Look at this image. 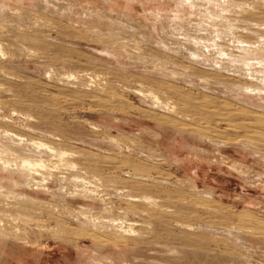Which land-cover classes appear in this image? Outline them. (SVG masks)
<instances>
[{
  "label": "rangeland",
  "instance_id": "rangeland-1",
  "mask_svg": "<svg viewBox=\"0 0 264 264\" xmlns=\"http://www.w3.org/2000/svg\"><path fill=\"white\" fill-rule=\"evenodd\" d=\"M2 1L9 0H0V3ZM39 1L25 0V8L32 10ZM12 2L15 5L19 4L18 0H12ZM108 2L106 3L110 8L106 7L112 12H122L130 9L136 15V19L142 16L149 18L151 22H159L168 16H173L181 3H184L187 9L190 8L191 3L190 0H108ZM106 3H103L102 0L97 5L104 6ZM35 10L39 11L38 9ZM37 11L36 15L47 18L46 20L53 27L56 26L68 31H72L75 27L73 21L69 19L65 20L63 18V21L57 16ZM0 20H3L1 16ZM121 24L127 27L129 33L132 34H129L128 31L123 34L121 32L108 33L106 29L103 30L99 26L105 31L104 34L107 32L105 36V46L107 48L98 44V38L94 36L95 34H91L93 36L91 37L88 33H83L86 34L84 36L87 39L83 38L84 36H82V39H68L55 32L50 33L49 29L51 30V27H47L48 32L46 31V34H49L51 46L49 43L46 44L47 48L44 52L46 54L41 55L42 51H36L41 55V59L37 53L31 56L24 53L21 58H17L19 61L14 59V62H10L9 66L6 64L8 61L5 62L4 69H7L6 71L12 75L16 74L15 77L18 75L19 80L16 79L17 84L13 82L17 87L12 83L5 86L13 89V92L11 90L13 95L1 98L0 117H7L10 123L0 125V131L2 132L4 128L9 127L15 133L28 138L31 135L30 138L43 140L44 143H50L49 141L53 140L45 135V132L58 134L56 136H58L60 142H55L59 144V148L63 151L74 154L72 161L75 163L79 165L80 163H89L84 155L87 152L90 154L88 157H91L90 159H93L95 165L99 167L96 171L97 175H100V177L102 175L106 181L109 179L105 189L107 191L104 192L115 196L117 190L114 188H116L134 193V195L140 197L154 198L159 205H166L170 211H173L171 212L172 216L165 219L166 222L169 220L175 226L177 223L192 226V229L188 231L191 236H188L191 237L189 242L194 245L189 243L190 246L188 247L183 246V243L180 242L184 238V233L178 227L169 226L167 228L169 232L166 230L165 225L154 224V229L148 226L149 230L146 228L147 226L143 227L144 230L147 229V231L153 232L150 235L152 236L151 239H153L154 233L156 234V240H152V244L138 245L137 254L144 260L143 264L152 259L159 261L164 259L170 264H264V163L258 155H261L260 152L264 153V106H262L264 101L251 99L240 93V95H243L242 98L239 94L234 93L232 89L226 90L220 87L215 81L211 85L201 84L198 79L199 71L197 74L196 72L192 73L196 71L197 66H192L195 69L186 70L188 72L190 70L191 74L186 73L193 76L194 86H187V83L183 80L169 79V81H164L165 87L171 86L173 88V93H171V96L169 95V101L176 108L173 109L174 113L166 114L170 116V119L173 118L171 119L173 127L168 126L172 128L169 133L165 134L159 129L155 121L143 118L144 115H152L157 112L161 115V113L148 107L146 103H142L144 101L140 100L141 96L139 97L135 93L137 90H144L146 86L160 91V86H155L154 81H148L146 77L148 79L154 78L153 80L156 81H159V78L146 74L142 67L138 66L136 68L135 66H128L129 70L124 71L127 73L126 75L121 71L124 67L123 63L115 61L106 54V51L113 52V50L108 49L107 43L108 45L110 43V47L113 42V45L122 43L121 45H130V48L134 49V44L139 42L137 45L140 46L141 39L137 29L123 21ZM134 40L137 42H134ZM32 48L38 47L32 46ZM146 57L149 58V56ZM105 61L107 63L108 61L109 63L114 62L110 66L112 69H107L108 66ZM144 62L146 64L151 62L152 64H149L151 67L156 63L153 58ZM186 64L190 65L188 63H178L180 67L173 68L171 66L169 69L175 73L177 72L179 77L182 76L180 74H183V79H189L190 75L188 76L182 67ZM49 69L55 71L58 78L54 74L48 77L47 70ZM139 69H142L141 72ZM85 71H106L105 73L116 80L114 85L116 88L113 86V89L111 88L104 96V94L98 93V87L95 83L92 84L93 88H85V86L74 82L71 83L72 86L69 82L63 80L64 74ZM143 72L145 73L143 74ZM59 74L62 75V78ZM191 76L190 78H192ZM88 95L92 97L89 98ZM115 95L119 96L116 97ZM16 97H18V100ZM113 99L115 100L113 101ZM19 100L21 101L20 104L18 103ZM13 110L18 111L15 113ZM152 111L156 112L153 113ZM17 113L20 114L17 115ZM24 114L30 115V119H27V117L24 119V116H26ZM160 115L159 117L163 118ZM32 119H34V122ZM173 120L175 123H173ZM26 121H28V124ZM93 126L101 128L94 129ZM156 134L162 135L160 141H156ZM200 137L205 138L207 142L200 140ZM111 139L112 142H110ZM113 139L116 143L113 142ZM209 140L211 141L208 142ZM250 141L255 144L251 143V145L248 143ZM117 144L121 147L114 146ZM255 146L258 149L261 147L260 150L262 151L255 150L257 149L254 148ZM75 153L77 154L75 155ZM78 153H81V155ZM149 155L151 157H148ZM236 163L242 164L236 168L239 171H244L245 177L243 173L232 168ZM139 165H143L141 166L143 170L139 168ZM67 173L72 174L68 171ZM134 174L139 176L138 179L142 178L148 186H136L134 182L137 180H133L134 176L132 177ZM113 179L117 182H112ZM55 180L53 179V182ZM120 181L122 183L118 184ZM3 183L1 185L8 190L26 192L22 188H19V190L13 185H9V183ZM57 185L60 186V183ZM125 186L134 187L125 189L123 188ZM49 187H53L54 190L57 189L53 184ZM68 187L67 191L69 192L71 183L68 184ZM17 192L16 194H19ZM26 193L32 194L29 191ZM33 196L42 201L44 199L45 202H51V197L48 195ZM81 202L83 203L82 200H78L76 203L80 204ZM6 203L9 206L13 205V203ZM136 221L138 225L142 222L141 219ZM42 224L47 227V230L42 232V237L37 241L38 243L36 242L31 246L0 240V264H89L94 248H105V252L107 250L106 253H108L114 247L110 243H94L92 240L85 239L76 233L79 227L74 223L70 227L75 233L72 236L73 238L69 235V237H66V233L61 231L63 228L61 227V230L57 228L55 221L48 217L44 218ZM137 228L138 230L139 228L142 229L141 226ZM227 232L230 234H227ZM64 238L69 239L71 246L69 245L68 248L62 245ZM131 240L134 239H130L128 243L130 246H134L135 243ZM100 244L103 246H100ZM17 245L19 246L17 247ZM165 246L176 248L180 252L182 250L186 254L175 259L168 256V258H162L160 256L167 253L163 248ZM152 251L156 253L155 257L152 256ZM84 252L85 254H83ZM128 258H131L129 254Z\"/></svg>",
  "mask_w": 264,
  "mask_h": 264
},
{
  "label": "bare ground",
  "instance_id": "bare-ground-1",
  "mask_svg": "<svg viewBox=\"0 0 264 264\" xmlns=\"http://www.w3.org/2000/svg\"><path fill=\"white\" fill-rule=\"evenodd\" d=\"M100 1L102 0H40L36 3L35 8H33L34 10L25 8V0H18L19 4L17 3L16 5L12 0L2 1L0 3V16L3 19L0 20V82L3 83H0V100L8 95H13L11 93V90L13 92V89L5 87L6 84H14L13 82L17 84L16 79L19 80L18 75L16 78L14 76L16 74L12 75L10 72L8 73L6 71L7 69H4L5 62L8 61L9 63L7 62L6 64L9 66L10 62H14V59L16 61L18 57L21 58L24 53H26L25 55L31 56L37 53L36 51H42L40 53L42 55L47 48L46 44L49 43V34H46V31L48 32L47 27H51V30L49 29L50 33L55 32L61 37L64 36L68 39H82V36L86 35L83 33H88L89 36L95 34L94 36L98 38V44L105 46V36L107 32L113 34L117 32H121L122 34L127 33V27L121 24L123 21L128 25L131 24L130 26H134L137 29L140 34L142 45H137L139 42L134 44V42H137L134 40V42H132L135 45V48L132 49L130 48V45L126 46V41L124 43L125 45H121L122 43L120 44L118 42L121 40H118L117 43L119 44L113 45L112 42L111 47L110 43L109 45L107 43V46H109L108 49L113 50V52L106 51V54L109 57H112L115 61L123 63L122 65L124 67L121 70L122 73L129 70V68H127L128 66H135V68L138 66L140 68L142 67L146 74L159 78V81H156L153 80L154 78L148 79V77H146L148 81H154L155 83L153 82V84L155 86H160V91L153 87L146 86L144 90L140 89V91L137 90L135 93H137L136 95H139V97L141 96L140 100L142 99L141 101H144L142 103H146L148 107L161 113V115L158 112L152 115H144L143 118L155 121L158 124L159 129L165 132V134L169 133L173 127L171 120L173 118L170 119V116H167L166 114L174 113L173 109L175 107L172 106L169 101L171 93H173V88L171 86L165 87L164 81H169V79L183 80L187 83V86H194L195 82L192 80L193 76L190 75L191 71H186L190 68L195 69V67L192 66H197L196 71H193L192 73L196 72L197 74L199 71L198 79L201 84L211 85L213 81H215L220 87H223L226 90L232 89L234 93L239 95L242 93L248 98L264 101V0H190V8L187 9L185 7L186 5L181 3L173 16H168L159 22H151L149 18H144L142 16H139L136 19V15L130 9L122 12H112L107 4L109 3L108 0H103V3L107 2L104 6L97 5ZM35 9H38L39 11ZM36 11L57 16L63 21V18H65V20L69 19L70 21H73L74 26L77 28L76 30L75 27L74 29L70 28L73 30L68 31L56 26L53 27L46 20L47 18L38 17ZM99 26L103 30L106 29L107 32L104 34L103 32L105 31L99 28ZM92 35L91 37H93ZM126 36L124 37L126 38ZM83 38L87 39L86 36ZM97 40L94 41L96 42ZM32 46L38 48H32ZM37 54L39 55V53ZM41 55H39V57ZM146 56H149V58ZM152 58L154 62H156H153V67L150 66L152 64L151 60V64L149 63L150 65L144 62L147 59L149 61V59ZM106 63L107 62L105 61V64ZM178 63L190 64H186V66L182 65V67L184 68L185 73H190L189 75L192 78L186 73L189 76V79H183V74H180L182 76L179 77L177 72L175 73L173 70L169 69L171 66H173V68L179 66ZM113 64L114 62L109 63L108 61L106 64L108 66H106L107 69H112L110 66ZM11 65H13V63H11ZM116 68L118 67L116 66ZM52 69L47 70V76L51 77L53 76L52 74H54L57 77L58 74H55V71ZM180 70L183 69L181 68ZM105 72H70L63 75V80L70 84L74 82L85 86V88L92 87V84L95 83L98 87V93L104 94L105 96V94L116 83V80H113L112 77ZM145 72H143V74ZM125 73L126 72H124V74ZM59 75L62 78V75ZM215 82L214 84H216ZM141 87H143V85H141ZM128 89L130 90V88ZM112 92L115 93L113 90ZM243 95L240 96L242 97ZM91 97L92 96L89 98ZM16 98L18 100V97ZM114 100L115 99H113V101ZM15 102L17 101L15 100ZM18 103L20 104L21 101L19 100ZM248 105L250 106V104ZM127 108L131 109L130 107ZM16 111L18 110H13L15 113ZM156 111L152 112L154 113ZM15 113H13V115ZM18 114L20 113H17V115ZM24 115H26L24 116V119H26V117L27 119H30L31 117L28 114ZM159 115L163 118H160ZM7 119V117H0V125L10 123ZM32 120L34 122V119ZM174 120L173 123H175ZM26 123L28 124V121H26ZM93 128L98 129L101 127L93 126ZM41 132L43 133V131ZM47 132H45V135L49 136L50 139H53L52 141H49L50 143H44L43 140H35L33 137L30 138L31 135L29 138L25 137L24 135L10 130L9 127L6 129L4 128L2 132L0 131L1 183H9V185H13L17 189L22 188L26 190V192L29 191V193H32L35 196L45 194L51 197V202H45L44 199L42 201L26 192L21 193L18 191L19 194H16L17 191L14 192L8 190L0 183V240H3L4 242L9 241V243L17 242L18 244L30 246L36 244V242L42 237V232L47 230V227H44L42 223L44 222V218L48 217L55 221L57 228H60V230L61 227L63 228L61 231L66 233V237L74 236L73 234L75 233L72 228H70L72 227L71 225H73L72 223H74L79 227L76 233L83 236L85 239L92 240L94 243H110L112 247L114 246L112 251L110 249L111 252L108 253H106L107 250L105 252V248H94L92 250L93 252L91 251L93 254L89 260V264H143L144 260L137 254L139 250L138 245L152 244L151 241L156 240L155 233L153 239H151L152 236L150 235H152L153 232L147 231L149 228L148 226L154 229V224L159 226L165 225L166 230L169 232V229L167 228L169 226L174 227L175 225H172L169 220L166 222L165 219L170 218L172 216L171 212L173 211H170L169 207L166 205H159L154 198L148 196L140 197L134 195V193L132 194L128 191H121L116 188H114L117 190V192L114 190L117 193L115 196H111L108 192H104L107 191L105 189L107 188L106 185L109 179L106 181L102 175L101 177L100 175H97L96 171L99 167L95 165L96 163H94L93 159H90L91 157H88L90 154L87 152L88 155L87 153L84 155L89 163L81 164L79 162L80 165L75 163L72 161L74 154L63 151L59 148V144L55 142H60V139L56 136L58 134L54 135L51 134V132L50 134ZM155 138L157 139L156 141H160L162 135L156 134ZM199 139L207 142L203 137H200ZM114 141L115 139H113V142ZM210 141L211 140L208 142ZM110 142H112V139ZM119 142L118 144L121 143ZM248 143L251 144L252 142L250 141ZM118 144L114 146L120 148L121 145ZM254 148L257 147L255 146ZM260 149L261 147L255 150L262 151ZM260 153L261 155L258 154L259 158L264 163V153ZM76 154L77 153H75V155ZM78 154L81 155V153ZM150 155L148 157H151ZM161 157L163 158V156ZM241 165L242 164L236 163L232 168L239 171L236 167ZM141 166L139 168L143 170ZM67 171L72 174H68ZM239 172L243 173L245 177L244 171ZM135 174L132 175V177L134 176L133 180H137L134 182L136 183V186L147 187V183H145L142 178L138 179L139 176H136ZM39 178L40 180H38ZM53 179H56L55 182H53ZM114 181L115 180L113 179L112 182ZM126 182L128 183V181ZM59 183L60 186L57 185ZM69 183H71V189L68 192L67 187ZM121 183L122 182L120 181L118 184ZM52 184L57 189L54 190L53 187H49ZM123 188L132 189L131 186H125ZM78 200H82L83 203L81 202L80 204H77L76 202ZM6 202L13 203V205L10 204L11 206H9ZM135 219H141V224L139 223L138 225V222ZM140 226L142 229L140 230L139 228L138 230L137 227ZM145 226H147L146 230L143 229ZM175 227L180 228L182 233H184V238L182 237V241L180 240V242L183 243V246L188 247L190 246L189 243L193 244L192 242H189V240L191 241V237L188 236H191L188 231L192 229V226L177 223ZM228 233L229 232H227V234ZM130 239H134L131 240L135 243L134 246H130L128 243ZM63 241L64 243L62 245L68 248L70 245L69 239L64 238ZM18 246L19 245H17V247ZM100 246L103 245L100 244ZM253 246L252 248H254ZM74 247L76 248L77 246ZM163 248H165L167 253L161 255L160 257L162 258L168 256L169 258L171 257L175 259L186 254L182 250L181 252L178 251L176 248L166 246ZM83 254H85V252ZM128 254L131 258H128ZM155 254L156 253L152 251L153 257H155ZM146 264L170 263L166 262L164 259L162 261L152 259L151 261L146 262Z\"/></svg>",
  "mask_w": 264,
  "mask_h": 264
}]
</instances>
